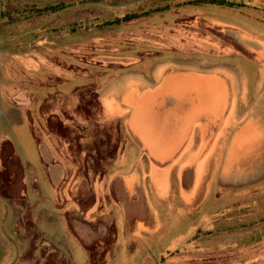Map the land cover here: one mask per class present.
<instances>
[{
  "label": "rangeland",
  "instance_id": "1",
  "mask_svg": "<svg viewBox=\"0 0 264 264\" xmlns=\"http://www.w3.org/2000/svg\"><path fill=\"white\" fill-rule=\"evenodd\" d=\"M87 1L2 0L0 35L71 8L0 37V264H264V18Z\"/></svg>",
  "mask_w": 264,
  "mask_h": 264
},
{
  "label": "crops",
  "instance_id": "2",
  "mask_svg": "<svg viewBox=\"0 0 264 264\" xmlns=\"http://www.w3.org/2000/svg\"><path fill=\"white\" fill-rule=\"evenodd\" d=\"M227 80V81H226ZM160 86L164 87L168 91V102L169 104H176L179 101H183L188 106L191 105V102L188 101V97L195 98L196 100L200 96H205L212 101H217L219 94H224L226 90H228V79H162L160 82L156 83ZM172 87V89H171ZM222 89V90H221ZM222 91V93H221ZM182 95V99H180V95ZM194 95V97H193ZM233 140V139H232ZM221 143L213 142L210 147H221ZM227 147V145H226ZM227 158H229L228 154H226ZM211 163L217 164L218 162L215 159H211ZM212 174V173H211ZM207 174L206 172H202L200 174L195 173L192 175V188L194 187V183L199 180L201 187H207L208 184H211L210 188L213 187V183H208L210 179L218 180L217 174L212 175ZM199 177V179H197ZM211 180V181H212ZM191 188V189H192ZM206 220V218H205Z\"/></svg>",
  "mask_w": 264,
  "mask_h": 264
},
{
  "label": "flooded vegetation",
  "instance_id": "3",
  "mask_svg": "<svg viewBox=\"0 0 264 264\" xmlns=\"http://www.w3.org/2000/svg\"><path fill=\"white\" fill-rule=\"evenodd\" d=\"M117 1V0H116ZM115 0H90L87 1V3H84V5L88 6H98V7H106L107 9H113V8H122V7H127L129 5H134L137 3H142L144 1L140 0H130L128 3H123V4H111V2H116ZM140 1V2H138ZM108 2V3H107ZM199 8L203 7H210L211 9L219 11H230V14L235 18H242V19H250V16L246 14L244 10H251L253 13L256 12L258 17L264 18V0H210L207 1L205 0L204 3H199ZM80 6L79 5H74L73 7ZM0 13L1 17L3 16V4L2 0H0ZM218 14H220L218 12ZM221 15V14H220ZM222 16V15H221ZM260 17V18H261ZM0 37H2L0 35Z\"/></svg>",
  "mask_w": 264,
  "mask_h": 264
},
{
  "label": "trees",
  "instance_id": "4",
  "mask_svg": "<svg viewBox=\"0 0 264 264\" xmlns=\"http://www.w3.org/2000/svg\"><path fill=\"white\" fill-rule=\"evenodd\" d=\"M74 4L72 3V5H74ZM69 12H71V11H69ZM59 18H60V16H59ZM90 18L91 17H80V19H79V22L80 23H76L74 20H72V18H70V21L68 23V26L72 28L71 31L73 33H79L80 34V38H79L80 40H84L85 37H88V36H91V35H88V33H86V31H83V29L81 27H77V26L81 24L82 20L89 21ZM75 27L77 29H74ZM78 28H81V29H78ZM58 68L63 69L60 65H58Z\"/></svg>",
  "mask_w": 264,
  "mask_h": 264
},
{
  "label": "water",
  "instance_id": "5",
  "mask_svg": "<svg viewBox=\"0 0 264 264\" xmlns=\"http://www.w3.org/2000/svg\"><path fill=\"white\" fill-rule=\"evenodd\" d=\"M140 1H144V0H140ZM138 1V2H140ZM71 7H68L66 9H63L61 11H58L56 14H54L52 17H50L49 19H47L46 21H44L42 24H40L38 27H35L33 29H30V30H27V31H24L20 34H13V35H1L2 37H18V36H22V35H25V34H28V33H32L36 30H39L41 28H43L45 25H47L48 23H50L54 18H56L60 13L66 11L67 9H69ZM0 17H1V13H0Z\"/></svg>",
  "mask_w": 264,
  "mask_h": 264
}]
</instances>
